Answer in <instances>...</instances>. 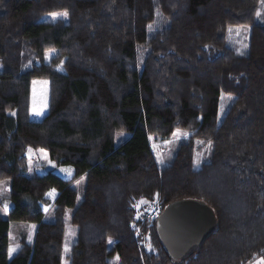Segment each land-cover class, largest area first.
<instances>
[{
	"label": "trees",
	"instance_id": "1",
	"mask_svg": "<svg viewBox=\"0 0 264 264\" xmlns=\"http://www.w3.org/2000/svg\"><path fill=\"white\" fill-rule=\"evenodd\" d=\"M259 1L0 0V181L10 179L12 203L8 220L0 216V264H62L66 210L77 199L72 183L82 177L69 264H252L264 257ZM56 12H67L66 21L38 22ZM152 26L158 29L148 38ZM232 27H249L243 56L227 45ZM48 51L56 54L45 64ZM34 80L49 88L40 121L29 118ZM221 95L232 102L217 124ZM177 129L189 138L158 168L150 141L169 140ZM120 132L128 138L115 148ZM194 140L211 144L210 161L197 170ZM29 149L71 167L73 178L51 170L27 176ZM189 199L209 206L217 226L193 254L174 261L147 211L155 201L163 210ZM10 222L36 229L8 259Z\"/></svg>",
	"mask_w": 264,
	"mask_h": 264
},
{
	"label": "rangeland",
	"instance_id": "2",
	"mask_svg": "<svg viewBox=\"0 0 264 264\" xmlns=\"http://www.w3.org/2000/svg\"><path fill=\"white\" fill-rule=\"evenodd\" d=\"M57 14H61L63 12H56ZM52 14V13H51ZM51 14L43 15L39 18L38 22L40 23H53L57 20L66 21L62 15H58V17L53 20ZM254 23L264 24V0L259 1V6L257 9V13L255 15ZM158 28L152 26L148 29L147 37L150 38L152 34ZM248 35H249V27H232L228 30V38L227 45L235 50V52L239 55L243 53L241 56L246 54L247 45H248ZM54 51H48L44 55L43 62L48 64L50 59L55 55ZM143 58L140 56L138 61V69L142 68ZM1 72V66H0ZM41 98V99H40ZM48 100H49V88L48 82L43 80H34L31 83L30 88V102H29V118L32 121H40L42 117L47 113L48 110ZM232 98L224 95L220 96V103L217 112V124L221 122L223 119L228 106L231 104ZM45 108V109H44ZM33 109L36 111H40V115L34 114ZM31 113V115H30ZM189 133L177 129L174 131L173 135L169 140L162 142H154L150 141L151 150L153 152V156L155 158L156 164L158 168H164L170 164L172 159L174 158L176 151L179 145L189 138ZM128 135L125 133H117L114 141V146L117 148L122 144ZM194 154H193V169H199L203 164L210 161L211 154V144L209 142H205L202 140H194ZM27 176L33 175H43L46 171L51 170L58 177L63 180H70L74 176V171L71 167H57L53 162H51L47 155L44 154L41 150L38 151H27ZM162 161V162H161ZM70 170L69 171H61ZM85 180L84 178H77L73 181L72 187L77 191V199L75 203V207L79 204L82 199V192L84 188ZM10 179H4L0 181V216L8 220V215L10 210L12 209V203L9 199L10 193ZM7 204V209H5L4 205ZM75 207L68 208L66 210L65 215V237H64V254L62 259V264H69V254L70 248L74 244L76 239V228L70 223L71 214ZM52 208L47 212L45 216V221H52L51 217ZM36 229V225L34 223H25V222H10L9 223V233H8V253L7 258L11 259L13 255L20 248V240L24 237L27 243H31L34 237V232ZM69 249V251L65 252V247ZM15 248L16 251L9 254V248ZM264 261V257L256 260L252 264H258V262Z\"/></svg>",
	"mask_w": 264,
	"mask_h": 264
},
{
	"label": "water",
	"instance_id": "3",
	"mask_svg": "<svg viewBox=\"0 0 264 264\" xmlns=\"http://www.w3.org/2000/svg\"><path fill=\"white\" fill-rule=\"evenodd\" d=\"M217 226L215 215L205 203L177 200L168 204L155 222L162 247L174 261L193 254Z\"/></svg>",
	"mask_w": 264,
	"mask_h": 264
},
{
	"label": "snow or ice",
	"instance_id": "4",
	"mask_svg": "<svg viewBox=\"0 0 264 264\" xmlns=\"http://www.w3.org/2000/svg\"><path fill=\"white\" fill-rule=\"evenodd\" d=\"M51 15H52L53 20H55L58 17V15H62L64 18H67L68 13L67 12H64V13H61V14L52 13ZM240 54L242 55L243 53H240ZM33 111H34V114H36V115H40L41 114L40 111H36L35 109H33ZM29 151H31V149H29ZM61 171H69V174H70V170L61 169ZM49 195L50 196H55V192L53 191V192L49 193ZM4 207H5V209H7V204H5ZM45 211H47V209H45ZM109 243H111V241H109ZM15 251H16L15 248H12V247L9 248V254L10 255L12 253H14ZM68 251H69V249L66 246L65 247V252L67 253ZM258 264H264V261H260V262H258Z\"/></svg>",
	"mask_w": 264,
	"mask_h": 264
},
{
	"label": "built area",
	"instance_id": "5",
	"mask_svg": "<svg viewBox=\"0 0 264 264\" xmlns=\"http://www.w3.org/2000/svg\"><path fill=\"white\" fill-rule=\"evenodd\" d=\"M161 212L162 210H161L160 205L155 201L150 204L148 211H147V216L150 220H156Z\"/></svg>",
	"mask_w": 264,
	"mask_h": 264
},
{
	"label": "crops",
	"instance_id": "6",
	"mask_svg": "<svg viewBox=\"0 0 264 264\" xmlns=\"http://www.w3.org/2000/svg\"><path fill=\"white\" fill-rule=\"evenodd\" d=\"M30 115H31V113H30ZM43 152V151H42ZM44 154H46L45 152H43Z\"/></svg>",
	"mask_w": 264,
	"mask_h": 264
}]
</instances>
